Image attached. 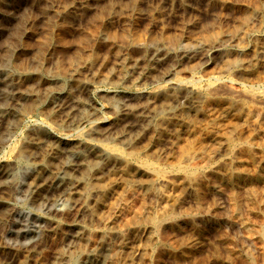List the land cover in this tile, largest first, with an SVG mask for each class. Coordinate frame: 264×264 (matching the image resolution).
I'll list each match as a JSON object with an SVG mask.
<instances>
[{
  "label": "rangeland",
  "instance_id": "1",
  "mask_svg": "<svg viewBox=\"0 0 264 264\" xmlns=\"http://www.w3.org/2000/svg\"><path fill=\"white\" fill-rule=\"evenodd\" d=\"M215 3L217 0H0V100L4 101H0L1 264H89L92 256L102 254V264H264V0ZM157 49L170 53V59L153 66L152 52ZM83 80L91 86L81 87ZM37 85L42 93L37 94ZM41 94L45 97L40 99ZM26 96L33 102L24 100ZM74 104L78 118L69 122L67 111L70 106L76 108ZM59 105L66 106L60 109L63 114ZM48 109L51 111L45 112ZM6 135L9 140L4 139ZM57 140L72 142L73 147L57 156L61 160L51 157V172L43 179L47 187L34 198V188L25 185L20 173L41 165L43 154L51 152ZM86 143L106 149L109 155L103 163L95 155L87 158L97 163L93 173L80 168L70 174L73 182L91 178L71 195L77 198L73 200L52 187V178L66 165L77 166V154L85 151ZM129 144L134 148L130 150ZM19 148L30 151L31 156ZM23 154L28 160L20 157ZM102 170L108 172L100 173ZM8 173L14 175L12 184L5 177Z\"/></svg>",
  "mask_w": 264,
  "mask_h": 264
},
{
  "label": "bare ground",
  "instance_id": "2",
  "mask_svg": "<svg viewBox=\"0 0 264 264\" xmlns=\"http://www.w3.org/2000/svg\"><path fill=\"white\" fill-rule=\"evenodd\" d=\"M188 1H189V0H188ZM212 1H213V0H212ZM138 2H139V0H138ZM177 2H178V1H177ZM185 2H186V1H185ZM219 2H220V1H219ZM217 3H218V0H217ZM217 3H215V4H217ZM131 5H132V4H131ZM136 6H137V5H136ZM255 6H257V5H255ZM259 6H260V5H259ZM3 7H4V6H3ZM5 7H6V6H5ZM185 7H186V6H185ZM224 7H225V6H224ZM6 8H7V7H6ZM138 8H139V7H138ZM262 8H263V6H262ZM83 9H85V8H83ZM135 10H136V9H135ZM258 10H259V9H258ZM262 10H263V9H262ZM0 11H1V10H0ZM246 14H248V13H246ZM260 14H261V13H260ZM263 14H264V13H263ZM255 16H256V15H255ZM255 16H254V17H255ZM258 16H259V14H258ZM107 17H109V16H107ZM257 18H258V17H257ZM112 19H113V18H112ZM247 19H248V18H247ZM249 19H250V18H249ZM260 19H261V18H260ZM254 20H255V19H254ZM110 21H111V20H110ZM244 21H245V20H244ZM250 21L252 22L251 19H250ZM250 21H249V22H250ZM107 22H108V21H107ZM107 22H106V23H107ZM249 22H248V23H249ZM251 22H250V23H251ZM257 24H258V22H257ZM247 25H248V24H247ZM103 26H105V25H103ZM105 27H106V26H105ZM247 27H249V25H248ZM245 28H246V27L244 26V29H245ZM251 28H252V26H251ZM256 28H257V27H256ZM244 29H243V30H244ZM240 30L242 31V29H239V31H240ZM251 30H253V29H251ZM236 31H237V30H236ZM246 31H247V30H246ZM258 31L261 32V30H258ZM103 32H104V33H107L105 30H104ZM218 33H219V32H218ZM230 33H231V32H230ZM254 33H255V32H254ZM241 34H242V33H241ZM243 34H245V33H243ZM101 35H102V34H101ZM107 35L109 36V34H107ZM107 35H105V36H107ZM222 35H224V34H222ZM231 35H232V33H231ZM95 36H96V35H95ZM108 36H107V37H108ZM229 36H230V35H229ZM232 36H233V35H232ZM244 36H245V35H244ZM99 37H100V36H99ZM99 37H98V38H99ZM103 37H104V35H103ZM109 37H110V36H109ZM225 37H226V36H225ZM236 38L238 39V35H237ZM100 39H101V38H100ZM204 39H205V38H204ZM229 39H230V38H229ZM165 40H166V39H165ZM223 40H225V38H224ZM227 40H228V39L226 38L225 41H227ZM239 40H242V39H239ZM253 40H254V39H253ZM255 40H256V39H255ZM99 41H100V40H99ZM236 41H237V40H236ZM242 41H243V40H242ZM97 42H98V41H97ZM136 42H137V41H136ZM174 42H176V41H174ZM232 42H233V41H232ZM234 42H235V41H234ZM240 42H241V41H240ZM54 43H55V41H54ZM57 43H58V42H57ZM140 43H141V42H140ZM140 43H137V44H140ZM172 43H173V41H172ZM187 43H188V42H187ZM189 43H191V42H189ZM189 43H188V44H189ZM211 43H212V42H211ZM115 44H116V43H115ZM115 44H114V46H115ZM141 44H142V43H141ZM165 44H166V43H165ZM167 44H169V42H168ZM167 44H166V45H167ZM173 44H174V43H173ZM181 44H182V43H181ZM196 44H197V43H196ZM55 45H56V44H55ZM58 45H60V44H58ZM133 45H134V44H133ZM163 45H164V44H163ZM169 45H170V44H169ZM221 45H223V44H222V41H221ZM257 45H258V44H257ZM56 46H57V45H56ZM142 46H143V45H142ZM145 46H146V45H145ZM164 46H165V45H164ZM201 46H203V45H201ZM215 46H217V45H215ZM253 46H254V45H253ZM139 47H140V45H139ZM139 47H138V48H139ZM160 47H161V46H160ZM213 47H214V45H213ZM217 47H218V46H217ZM26 48H27V47H26ZM26 48H25V49H26ZM47 48H49V47H47ZM58 48H59V47H58ZM138 48H137V49H138ZM157 48H158V47H157ZM166 48H168V47H166ZM215 48H216V47H215ZM23 49H24V48H23ZM25 49H24V50H25ZM27 49H28V48H27ZM50 49H51V47H50ZM60 49H61V48H60ZM134 49H135V48H134ZM158 49H159V48H158ZM158 49H157V50H158ZM160 49H161V48H160ZM177 49H178V48H177ZM206 49H208V48H206ZM216 49H217V48H216ZM17 50H18V49H17ZM52 50H54V49L52 48ZM153 50H154V49H153ZM157 50L154 51V52H152V53H154V54H153V58H152V62H153L152 65H153V66H154V65H155V66H158V65H160L161 63L166 62V61H167L166 59L169 58V55H170V53H167V52H166V53H162L163 51H159V50L157 51ZM169 50H170V49H169ZM209 50H210V49H209ZM209 50H208V51H209ZM14 51H15V50H14ZM26 51H27V50H26ZM147 51H148V50H147ZM151 51H152V50H151ZM182 51H183V50H182ZM188 51H189V50H188ZM195 51H196V50H195ZM198 51H199V50H198ZM198 51H196V52H198ZM172 52H173V51H172ZM201 52H202V51H201ZM201 52H198V53H201ZM19 53H20V51H19ZM22 53H23V50H22ZM149 53H150V52H149ZM178 53H179V52H178ZM184 53H186V52H184ZM188 53H189V52H188ZM15 54H16V53H15ZM25 54H26V53H25ZM176 54H177V53H176ZM176 54H175V55H176ZM179 54H180V53H179ZM181 54H182V52H181ZM193 54H194V53H193ZM195 54H196V53H195ZM201 54H202V53H201ZM220 54H221V53H220ZM18 55H19V54H18ZM21 55H22V54H21ZM172 55H173V54H172ZM187 55H188V54H187ZM187 55H186V56H187ZM181 56H182V55H181ZM231 56H233V55H231ZM258 56H259V55H257V57H258ZM10 57H11V56H10ZM10 57H9V58H10ZM13 57H14V56H13ZM19 57H20V56H18V58H19ZM21 57H22V56H21ZM173 57H174V56H173ZM176 57H177V56H176ZM192 57H193V56H192ZM226 57H227V56H226ZM259 57H260V56H259ZM7 58H8V57H7ZM150 58H151V57H150ZM178 58H179V57H178ZM224 58H225V56H224ZM229 58H230V57H229ZM229 58H228V59H229ZM240 58L242 59L243 57L240 56ZM14 59H15V58H14ZM19 59H20V58H19ZM19 59H18V60H19ZM169 59H170V58H169ZM171 59H172V58H171ZM173 59H174V58H173ZM183 59H184V57H183ZM186 59H187V58H186ZM189 59H190V58H189ZM232 59H233V58H232ZM236 59H238V58H236ZM165 60H166V61H165ZM187 60H188V59H187ZM251 60H252V59H251ZM251 60H250V61H251ZM1 61H3V59H1ZM163 61H164V62H163ZM172 61H173V60H172ZM229 61H230V60H229ZM250 61H249V62H250ZM12 62H13V61H12ZM150 62H151V61H150ZM152 62H151V63H152ZM168 62H169V61H168ZM233 62H234V61H233ZM233 62H232V63H233ZM0 63H1V62H0ZM4 63H6V62L4 61ZM4 63H3V65H4ZM238 63H239V62H238ZM250 63H253V62H250ZM171 64H172V63H171ZM37 65H39V64H37ZM243 65H244V64H243ZM247 65H248V64H247ZM6 66H7V65H6ZM31 66H33V65L31 64ZM34 66H36V65H34ZM126 66H127V65H126ZM133 66H134V65H133ZM174 66H175V65H174ZM182 66H183V65H182ZM179 67H180V66H179ZM21 68H22V67H21ZM23 68H24V67H23ZM29 68H30V67H29ZM29 68H28V69H29ZM33 68H34V67H33ZM33 68H31V69H33ZM148 68H149V67H148ZM153 68H154V67H153ZM238 68H239V67H238ZM242 68H243V67H242ZM11 69H13V68H11ZM44 69H45V67H44ZM74 69H76V68H74ZM144 69H145V68H144ZM180 69H181V68H180ZM17 70L19 71V69H17ZM72 70H73V69H72ZM125 70H126V69H125ZM127 70H128V69H127ZM234 70H235V69H234ZM27 71H28V70H27ZM70 71H71V70H70ZM132 71H133V70H132ZM174 71H175V70H174ZM176 71H177V70H176ZM240 71H241V70H240ZM242 71H243V70H242ZM31 72H32V71H31ZM78 72H79V71H78ZM133 72H134V71H133ZM140 72H141V71H140ZM56 73H57V72H56ZM135 73H136V72H135ZM135 73H134V74H135ZM233 73H234V72H233ZM27 74H28V73H27ZM52 74H54V72H53ZM73 74H74V73H73ZM237 74H238V73H237ZM240 74H241V73H240ZM17 75H18V74H17ZM42 75H43V73H42ZM79 75H80V74H79ZM91 75H92V74H91ZM122 75H123V74H122ZM122 75H121V76H122ZM132 75H133V74H132ZM143 75H144V74H143ZM149 75H150V74H149ZM76 76H77V75H76ZM76 76H75V77H76ZM121 76H120V77H121ZM133 76H134V75H133ZM235 76H236V75H235ZM3 77H4V76H3ZM3 77H2V78H3ZM9 77H10V76H9ZM59 77H60V76H59ZM62 77H63V76H62ZM72 77H74V76L71 75V78H72ZM80 77H81V76H80ZM80 77H78V79H79ZM21 78H22V77H21ZM48 78H49V77H48ZM87 78H89V77H87ZM97 78H98V77H97ZM102 78H103V77H102ZM104 78H105V77H104ZM121 78H122V77H121ZM121 78H120V79H121ZM8 79H9V78H8ZM13 79H14V78H13ZM19 79H20V78H19ZM19 79H18V80H19ZM22 79H23V78H22ZM31 79H32V78H31ZM75 79H76V78H75ZM84 79H85V77H84ZM131 79H132V78H131ZM131 79H129V80H131ZM145 79H146V78H145ZM11 80H12V79H11ZM91 80H92V79H91ZM97 80H98V79H97ZM100 80H101V79H100ZM102 80H103V79H102ZM127 80H128V79H127ZM127 80H126V81H127ZM187 80H189V79H187ZM13 81H14V80H13ZM20 81H21V80H20ZM31 81H33V80H31ZM131 81H132V80H131ZM139 81H140V80H139ZM146 81H147V80H146ZM146 81H145V82H146ZM3 82H4V81H3ZM25 82H26V81H25ZM49 82H50V81H49ZM61 82H62V81H61ZM66 82H67V81H66ZM106 82H107V81H106ZM127 82H128V81H127ZM193 82H195V81H193ZM196 82H197V81H196ZM6 83H7V82H6ZM13 83H14V82H13ZM15 83H16V81H15ZM15 83H14V84H15ZM57 83H58V82H57ZM69 83H70V82H69ZM125 83H126V82H125ZM188 83H189V82H188ZM35 84H37V83H35ZM43 84H44V81H43ZM46 84H47V83H46ZM79 84H80V86L83 87V88H89V87L91 86V82L88 81V80H83V81H81ZM93 84H94V83H93ZM123 84H124V83H123ZM131 84H132V82H131ZM139 84H140V82H139ZM139 84H138V85H139ZM186 84H187V82H186ZM3 85H4V84H3ZM3 85H2V86H3ZM6 85H7V84H6ZM24 85L28 86V84H25V83H24ZM39 85H41V84H39ZM39 85L36 86V87H37L36 89H38V91L35 89V90L38 92L37 94H39V93L41 92V91L39 92V88H38ZM48 85H49V84H48ZM53 85H54V84H53ZM53 85H52V86H53ZM160 85H161V84H160ZM160 85H158V86H160ZM177 85H178V84H177ZM190 85H191V83H190ZM190 85H189V86H190ZM15 86H16V85H15ZM21 86H22V85H21ZM26 86H25V87H26ZM29 86H30V85H29ZM50 86H51V85H50ZM52 86H51V87H52ZM71 86H72V85H71ZM74 86H75V85H74ZM191 86H193V85H191ZM194 86H195V85H194ZM202 86H203V85H202ZM17 87H18V86H17ZM19 87H20V86H19ZM39 87H41V86H39ZM56 87H57V86H56ZM68 87H69V86H68ZM102 87H103V85H102ZM183 87H184V85H183ZM43 88H44V87H43ZM60 88H61V87H60ZM75 88H76V87H75ZM157 88H158V87H157ZM187 88H188V87H187ZM190 88H191V87H190ZM2 89H3V88H2ZM4 89H5V88H4ZM8 89H9V88H8ZM14 89L17 91L16 88H14ZM23 89H24V88H23ZM26 89H27V88H26ZM28 89H30V88L28 87ZM41 89H42V88H41ZM44 89H45V88H44ZM44 89H43V90H44ZM62 89H63V88H62ZM62 89H61V90H62ZM70 89H71V88H70ZM5 90L7 91V88H6ZM9 90H11V88H10ZM9 90H8V91H9ZM12 90H13V89H12ZM21 90H22V88H21ZM43 90H42V91H43ZM46 90H47V92H49V91H48V88H47ZM53 90H54V89H53ZM57 90H59V89H57ZM80 90H81V89H80ZM209 90H211V89H209ZM8 91H7V92H8ZM16 91H15V92H16ZM71 91H73V88L71 89ZM83 91L85 92V89H84ZM87 91H88V90H87ZM87 91H86V92H87ZM12 92H13V91H12ZM17 92L19 93V91H17ZM23 92H24V91H23ZM27 92H28V91H27ZM27 92H26V93H27ZM30 92H31V91H29L28 93H30ZM32 92H34V90H33ZM43 92H44V91H43ZM76 92H77V91H76ZM76 92H75V93H76ZM162 92H163V91H162ZM176 92H177V91H176ZM253 92H254V91H253ZM9 93H10V92H9ZM21 93H22V92H21ZM24 93H25V92H24ZM34 93H36V92H34ZM34 93H32V94L34 95ZM41 93H42V92H41ZM44 93H45V92H44ZM170 93H171V92H170ZM178 93H179V92H178ZM181 93H182V92H181ZM251 93H252V92H251ZM30 94H31V93H30ZM30 94H29V95H30ZM37 94H36V95H37ZM46 94H47V93H46ZM52 94H53V93H52ZM81 94H82V93H81ZM168 94H169V93H168ZM173 94H174V93H173ZM176 94H177V93H176ZM210 94H211V93H210ZM210 94H209V95H210ZM10 95H11V94H10ZM36 95H35V96H36ZM77 95H78V92H77ZM180 95H181V94H180ZM200 95H201V94H200ZM126 96H127V95H126ZM30 97H31V96H28V97L26 96V97L24 98V100L28 99L27 101H29V98H30ZM32 97H33V96H32ZM42 97H45V95L42 96V94H41V96H39L40 99H41ZM57 97H58V96H57ZM124 97H125V96H124ZM169 97H170V96H169ZM263 97H264V96H263ZM15 98H16V97H15ZM15 98H14V99H15ZM18 98H19V96H18ZM74 98H75V97H74ZM77 98H78V97H77ZM127 98H128V97H127ZM140 98H141V97H140ZM199 98H200V97H199ZM199 98L197 97L198 100H199ZM1 99H2V98H1ZM9 99H10V98H9ZM14 99H13V100H14ZM33 99H34V98H33ZM43 99H44V98H43ZM49 99H50V98H49ZM49 99H48V100H49ZM53 99H54V98H53ZM58 99H59V98H58ZM61 99H62V98H61ZM63 99H64V98H63ZM78 99H79V98H78ZM180 99H181V97H180ZM180 99H178V100H180ZM30 100H31V99H30ZM51 100H52V98H51ZM55 100H56V98H55ZM74 100H75V99H74ZM193 100H196V97H195V99H193ZM0 101H2V103H4L3 100H0ZM41 101H42V100H41ZM72 101H73V99H72ZM80 101H81V100H80ZM83 101H84V100H83ZM151 101H152V100H151ZM161 101H162V100H161ZM164 101H165V100H164ZM191 101H192V99H191ZM196 101H197V100H196ZM5 102H6V101H5ZM10 102H11V101H10ZM15 102H17V101L15 100ZM18 102H19V101H18ZM29 102H31V101H29ZM32 102H33V101H32ZM32 102H31V103H32ZM38 102H40V101H38ZM64 102H66V101L64 100ZM64 102H63V104H66V103H64ZM67 102H68V101H67ZM87 102H89V101H87ZM87 102H85V103H87ZM155 102H156V101H155ZM166 102H167V100L165 101V103H166ZM177 102H178V101H177ZM6 103H7V102H6ZM6 103H5V105H6ZM19 103H21V102H19ZM19 103H18V104H19ZM56 103H57V102H56ZM68 103H69V102H68ZM77 103H78V101H77ZM77 103H75V104H77ZM168 103H171V104H172L171 101H168ZM16 104H17V103H16ZM16 104H15V105H16ZM28 104H30V103H28ZM35 104H36V103H35ZM41 104H42V103H41ZM49 104H50V103H49ZM60 104H61V103H60ZM75 104H74V105H75ZM79 104H80V103H79ZM79 104H78V105H79ZM90 104H91V102H90ZM174 104H175V102H174ZM174 104H173V106H174ZM177 104H179V103H177ZM193 104H194V103H193ZM10 105H11V104H10ZM13 105H14V103H13ZM13 105H12V106H13ZM15 105H14V106H15ZM21 105H22V104H20V106H21ZM23 105H24V104H23ZM26 105H27V104H26ZM26 105H24L25 108H26ZM53 105H54V104H53ZM57 105H58V104H57ZM84 105H85V104H84ZM175 105H176V104H175ZM6 106H7V105H6ZM14 106H13V107H14ZM18 106H19V105H18ZM29 106H30V105H29ZM31 106H33V105L31 104ZM59 106H61V105H59ZM75 106H76V108H75L74 106H70V108H71L70 111H69L68 109H67L68 111L65 110V112H66V111L69 112V113H68V114H69V115H68V119H67L69 122H70L71 120H73L75 117L78 118V116H77V114H76V111H77V105H75ZM90 106H91V105H90ZM15 107H17V105H16ZM22 107H23V106H22ZM35 107H36V106H35ZM48 107H49V106H48ZM55 107H57V106H55ZM82 107H84V106H82ZM85 107H86V106H85ZM147 107H148V106H147ZM150 107H151V106H150ZM176 107H177V106H176ZM190 107H191V106H190ZM1 108H2V107H1ZM4 108H7V107H4ZM33 108H34V107H33ZM33 108H32V109H33ZM51 108H52V107H51ZM53 108H54V107H53ZM57 108H58V107H57ZM65 108H66V106H65V107H62V106H61V107L59 108V110H60V109L63 110V109H65ZM116 108H117V107H115V109H116ZM8 109H9V106H8ZM16 109H17V108H16ZM19 109H20V107L18 108V110H19ZM21 109L24 110V108H21ZM21 109H20V110H21ZM27 109H28V108H27ZM46 109H47V108H46ZM55 109H56V108H55ZM86 109H89L88 106H87ZM166 109H167V108H165V110H166ZM29 110H30V109H29ZM42 110H43V108H42ZM48 110H49V109H48ZM48 110H45V112H50V111H51V110H49V111H48ZM61 110H60V111H61ZM82 110H83V109H81V111H82ZM120 110H121V109H120ZM127 110H128V109H127ZM127 110H126V111H127ZM5 111H7V109H6ZM10 111H11V110H10ZM25 111H26V110H25ZM27 111H28V110H27ZM27 111H26V112H27ZM31 111H32V110H31ZM81 111L79 110V112H81ZM88 111H89V110H88ZM129 111H130V110H129ZM131 111H132V110H131ZM149 111H152V110H149ZM158 111H159V110H157L156 113H158ZM188 111H189V110H188ZM12 112H13V114H14V111H12ZM39 112H40V111H39ZM42 112H43V111H42ZM61 112H62V111H61ZM79 112H78V113H79ZM133 112H135V111H133ZM136 112H137V111H136ZM136 112H135V113H136ZM147 112H148V111H147ZM185 112H186V111H185ZM15 113H16V112H15ZM29 113H30V112H29ZM52 113H53V112H52ZM112 113H114V112H112ZM121 113H122V111H121ZM126 113H127V112H126ZM128 113H129V112H128ZM148 113H149V112H148ZM19 114H20V113H18V115H19ZM27 114H28V113H27ZM48 114H49V113H48ZM56 114H57V113H56ZM62 114H63V112H62ZM65 114H66V113H65ZM89 114H90V113H89ZM138 114H139V113H138ZM150 114H151V113H150ZM3 115H4V114H3ZM11 115H12V114H11ZM14 115H15V114H14ZM43 115H46V114H43ZM49 115H50V114H49ZM60 115H61V113H60ZM60 115H59V116H60ZM82 115H83V114H82ZM82 115H81V117H82ZM90 115H91V114H90ZM93 115H94V114H93ZM111 115H112V114H111ZM135 115H136V114H135ZM139 115H140V114H139ZM166 115H167V114H166ZM24 116H25V115H24ZM46 116H47V115H46ZM46 116H45V117H46ZM84 116H85V115H84ZM95 116H96V115H95ZM150 116H151V115H150ZM155 116H156V115H155ZM183 116H186V115H183ZM0 117H1V116H0ZM6 117H7V116H6ZM6 117H5V118H6ZM8 117H9V114H8ZM56 117H57V116H56ZM64 117H65V116H64ZM96 117H97V116H96ZM148 117H149V115H148ZM11 118H12V117H11ZM13 118H14V117H13ZM49 118H50V117H49ZM60 118H61V116H60ZM66 118H67V117H66ZM94 118H95V117H94ZM94 118H93V119H94ZM120 118H123V117H120ZM137 118H138V117H137ZM7 119H8V118H7ZM51 119H52V118H51ZM90 119H92V118H90ZM90 119H89V120H90ZM140 119H142V118H140ZM1 120H2V119H1ZM3 120H5V119H3ZM8 120H9V119H8ZM11 120H12V119H11ZM13 120H14V119H13ZM13 120H12V121H13ZM23 120H24V119H23ZM49 120H50V119H49ZM49 120H48V121H49ZM58 120H59V119H58ZM62 120H63V119H61V122L64 121V120H63V121H62ZM76 120H77V119H76ZM81 120H82V119H81ZM89 120H88V121H89ZM130 120H131V119H130ZM14 121H15V120H14ZM24 121H25V120H24ZM79 121H80V120H79ZM121 121H122V119H121ZM0 122H1V121H0ZM4 122H5V121H4ZM8 122H9V121H8ZM15 122H16V121H15ZM40 122H41V121H40ZM49 122H50V121H49ZM52 122H54V121L52 120ZM56 122H57V121H56ZM59 122H60V120H59ZM101 122H102V121H101ZM123 122H124V119H123ZM2 123H3V122H2ZM12 123H13V122H12ZM20 123H21V122H20ZM36 123H37V122H36ZM73 123H74V122H73ZM75 123L77 124L78 122L76 121ZM86 123H87V121H86ZM107 123H108V122H107ZM114 123H116V122H114ZM121 123H122V122H121ZM8 124H11V123L9 122ZM58 124H59V123H58ZM60 124H61V123H60ZM67 124H68V122H67ZM82 124H84V123H82ZM110 124H111V123H110ZM5 125H6V124H5ZM43 125H44V124H43ZM55 125H56V124H55ZM65 125H66V124H65ZM65 125H63V126H65ZM69 125H70V123H69ZM111 125H112V124H111ZM111 125H110V126H111ZM113 125H114V124H113ZM115 125H116V124H115ZM8 126H9V125H8ZM12 126H13V124H12ZM14 126H15V123H14ZM48 126H49V125H48ZM48 126H47V127H48ZM71 126H74V125L72 124ZM118 126H119V125H118ZM118 126H116V127H118ZM121 126H123V124H122ZM121 126H120V127H121ZM124 126H125V125H124ZM124 126H123V127H124ZM6 127H7V126H6ZM6 127H5V128H6ZM56 127H57V126H56ZM65 127H66V126H65ZM92 127H93V126H92ZM92 127H91V128H92ZM120 127H119V128H120ZM126 127H127V126H126ZM10 128H11V127H10ZM14 128H16V127H14ZM29 128H30V127H29ZM31 128H32V127H31ZM43 128H45V127H43ZM97 128H98V127H97ZM112 128H115V127L112 126ZM119 128H118V129H119ZM16 129H17V128H16ZM61 129H62V128H61ZM61 129H60V130H61ZM73 129H74V127H73ZM101 129H102V128H101ZM106 129H107V128H106ZM109 129H110V128H109ZM116 129H117V128H116ZM125 129H126V128H125ZM4 130H5V129H4ZM11 130H12V129H11ZM68 130H69V129H68ZM99 130H100V128H99ZM99 130H98V131H99ZM112 130H113V129H112ZM128 130H129V129H128ZM7 131H8V129H7ZM9 131H10V130H9ZM49 131H50V130H49ZM56 131L58 132V130H56ZM56 131H55V132H56ZM76 131H77V130H76ZM78 131H79V130H78ZM95 131H96V130H95ZM103 131H104V130H102V133H103ZM5 132H6V131H5ZM16 132H17V130H16ZM16 132H15V133H16ZM35 132H36V131H35ZM50 132H51V131H50ZM65 132H67V131H65ZM68 132H69V131H68ZM70 132H71V130H70ZM74 132H75V131H74ZM109 132H112V131H109ZM109 132H108V133H109ZM122 132H123V131H122ZM129 132H130V131H129ZM7 133H8V132H7ZM27 133H29V131H27L26 134H27ZM52 133H53V132H52ZM75 133H76V132H75ZM85 133H89V131L87 130V132L85 131ZM105 133H106V132H105ZM108 133H106V134H108ZM114 133H115V132H114ZM118 133H120V132H118ZM118 133H117V134H118ZM10 134H12V133L10 132ZM24 134H25V133H24ZM81 134H82V133H81ZM112 134H113V133H112ZM112 134H111V135H112ZM0 135H1V133H0ZM3 135H4V134H3ZM17 135H18V134H17ZM20 135H21V134H20ZM22 135H23V134H22ZM30 135H31V134H30ZM30 135H29V136H30ZM36 135H37V134H36ZM50 135H51V133H50ZM53 135H54V134H53ZM68 135H69V134H68ZM89 135H91V134H89ZM89 135L87 134V136H89ZM104 135H105V134H104ZM124 135H126V134H124ZM6 136H7V135H6ZM96 136H97V135H96ZM99 136H100V135H99ZM112 136L114 137V135H112ZM117 136H118V135H117ZM2 137L4 138V136H2ZM2 137H1V138H2ZM12 137H13V136H12ZM30 137H31V136H30ZM33 137H34V136H33ZM38 137H40V136H38ZM42 137H44V136H42ZM52 137H53V136H52ZM65 137H66V136H65ZM67 137H68V136H67ZM84 137H85V136H84ZM84 137H83V138H84ZM89 137H91V136H89ZM89 137H88V138H89ZM107 137H109V136H107ZM7 138H8V136H7L6 138H4V139H7ZM36 138H37V137H36ZM44 138H45V137H44ZM44 138H43V139H44ZM53 138H54V137H53ZM93 138H96V137H93ZM103 138H104V137H103ZM103 138H101V139H103ZM29 139H31V138H29ZM43 139L41 138V140H43ZM62 139H63V138H62ZM80 139H81V138H80ZM0 140H2V139H0ZM8 140H9V138H8ZM27 140H28V138H27ZM38 140H39V139H38ZM38 140H37V141H38ZM41 140H40V141H41ZM45 140H46V139H45ZM49 140H50V139H49ZM88 140H89V139H88ZM90 140H91V139H90ZM98 140H99V139H98ZM3 141H4V140H3ZM3 141H2V143H3ZM20 141H21V140H20ZM29 141L31 142V140H29ZM29 141H28V142H29ZM104 141H105V140H104ZM4 142H5V141H4ZM43 142H44V141H43ZM45 142L47 143V141H45ZM17 143H18V142H17ZM21 143H22V142H21ZM21 143L19 142V144H21ZM46 143H45V144H46ZM48 143H49V142H48ZM54 143H55V142H54ZM71 143H72V142H71ZM71 143H70V142H67V140H66V141H64V140H57V141H56V145H55V144L53 145V147L55 146V148H54L51 152L48 151L47 153L43 154V155H44V156H43L44 160H43V163H42L41 165H38V166H35V167H32V168H29L28 171L20 173L21 176H19V177H23V178H24V182L26 181L25 185L34 188V190H33V196H34V198H37L38 193L41 192V191L44 189V187H45V188L47 187V186H46L47 183H46V184H43V183H44V180H43V179L47 176V174H48L49 172H51V170L49 169L50 166L52 165V163H51V161H52L51 157H52V156H53V157H57V156L59 157V156L62 154V152L65 151L66 148H71V147H73V144H71ZM23 144H24V142H23ZM23 144H22V145H23ZM45 144H42L41 146L43 147V145L45 146ZM97 144H98V143H97ZM100 144H101V143H100ZM114 144H115V143H114ZM116 144H117V141H116ZM246 144H247V143H246ZM0 145H1V143H0ZM37 145H38V144H37ZM46 145H47V144H46ZM48 145H49V144H48ZM80 145H81V143H80ZM84 145H85V148H84L85 151H84V152H82V153H80V154H77V153L75 152V153L77 154V157H76V161L78 162V163H77V166H74L75 168H74V167L69 168V167H67L68 165H66V163H65L66 167H63L62 169L60 168V169L55 173V177L52 178L53 180L51 179V180H52V183H53V186H52V185H51V186L54 187L57 191H60V192H61L63 195H65V196H71V195L76 194L77 189L80 187V185H82L83 183L86 184V183L89 182V180L91 179V178L88 179V181L85 180V181H81V182H80V181H74V182H73V181L71 180V178H70V176H71L70 174H71L72 172H78V171L80 170V168H83V169L88 170L87 173H88V172L93 173V172H95V170L97 169V163H96V162H95V163H90V162L88 161L89 159L87 160L88 157H90V156L92 157V156L95 155V158L97 157V158L100 159V161H101V160L103 161V160H104L105 158H107L108 155H109V154H108V151H107L106 149L98 148V146L95 145V144H93V143H86V144H84ZM102 145H103V144H102ZM108 145H109V144H108ZM129 145H130V144H129ZM35 146H36V145H35ZM38 146H39V145H38ZM78 146H79V145H78ZM81 146H82V145H81ZM112 146H113V145H112ZM112 146H111V147H112ZM124 146H125V144H124ZM130 146H131V145H130ZM134 146H135V143H134ZM11 147H12V146H11ZM28 147H29V145H28ZM49 147H50V146H49ZM51 147H52V145H51ZM126 147H127V145H126ZM241 147H242V146H241ZM250 147H251V146H250ZM25 148H27V146H26ZM30 148H31V147H30ZM46 148H47V146H46ZM113 148H114V147H113ZM132 148H134V147L131 146V148H129V149L131 150ZM19 149H21V150L23 149L22 151H24V148H19ZM27 149H29V148H27ZM27 149H25V150H27ZM32 149H33V148H32ZM32 149H30V150H32ZM37 149H38V148H37ZM47 149H48V148H47ZM73 149H74V148H73ZM118 149H119V148H118ZM49 150H50V149H49ZM69 150H70V149H69ZM71 150H72V149H71ZM82 150H83V148H82ZM40 151H41V150H39L38 152H40ZM72 151H73V150H72ZM72 151H71V152H72ZM125 151H126V150H125ZM127 151H128L127 154H129L130 151H129L128 149H127ZM127 151H126V152H127ZM17 152H19V151H17ZM24 152H25V151H24ZM28 152H30V151H28ZM28 152H25V153H28ZM34 152H35V151H34ZM38 152H37V153H38ZM136 152H137V151H135V153H136ZM15 153H16V152H15ZM15 153H14V154H15ZM19 153H20V152H19ZM25 153H24V154H25ZM30 153H31V152H30ZM30 153H28L27 155H29ZM9 154H10V153H9ZM24 154H23L22 156H20L22 159H27V160H28L29 156H31V155L27 156V155H24ZM32 154H33V153H32ZM34 154H35V153H34ZM64 154H65V152H64ZM66 154H67V156H68V153H66ZM66 154H65V155H66ZM235 154H236V153H235ZM235 154H233V156H234ZM19 155H20V154H19ZM71 155H72V154H71ZM130 155H131V152H130ZM133 155L135 156L136 154H133ZM133 155H132V156H133ZM11 156H12V155H11ZM14 156H15V155H14ZM14 156H13V158L16 157V156H15V157H14ZM26 156H27V157H26ZM34 156H35V155H34ZM34 156H33V157H34ZM40 157H41V156H40ZM58 157H57V159H58ZM62 157L64 158V156H62ZM68 157H69V156H68ZM236 157H237V156H236ZM9 158H10V157H9ZM139 158H140V157H139ZM228 158H229V157H228ZM231 158H232V157H231ZM59 159H60V158H59ZM59 159H58V160H59ZM67 159H68V158L66 157L65 160H67ZM128 159H129V158H128ZM27 160H26V161H27ZM31 160H32V159H31ZM31 160H30V161H31ZM35 160H36V158H35ZM37 160H39V162H40V159H37ZM58 160H57V161H58ZM60 160H61V159H60ZM65 160H64V161H65ZM68 160H69V159H68ZM74 160H75V159H74ZM92 160H93V159H92ZM114 160H115V159H114ZM30 161H29V162H30ZM64 161H63V164H64ZM96 161H98V160H96ZM100 161H99V163L101 164L102 161H101V162H100ZM126 161H128V160H126ZM234 161H237V159L234 160ZM29 162H28V163H29ZM33 162H37V161H33ZM72 162H73V160H72ZM104 162H105V161H104ZM54 163H55V162H54ZM57 163H59V161H58ZM60 163H61V162H60ZM60 163H59L58 165H60ZM73 163H74V162H73ZM102 163H103V162H102ZM131 163H132V162H131ZM220 163H221V162H220ZM224 163H226V162H224ZM227 163H228V161H227ZM70 164H71V162H70ZM112 164H113V162H112ZM142 164H143V163H142ZM151 164H152V163H151ZM0 165H2V164H0ZM13 165H14V164H13ZM55 165H56V163H55ZM61 165H62V164H61ZM117 165H118V164H117ZM143 165H144V164H143ZM225 165H226V164H225ZM228 165H229V164H228ZM4 166H5V164H4ZM103 166H104V165H103ZM106 166H107V164H106ZM115 166H116V164H115ZM140 166H141V165H140ZM226 166H227V165H226ZM2 167H3V166H2ZM10 167H12V165H11ZM59 167H60V166H59ZM117 167H118V166H117ZM228 167H229V166H228ZM235 167H236V166H235ZM13 168H14V166H13ZM18 168H19V167H18ZM21 168H23V167L21 166ZM21 168H20V169H21ZM107 168H108V167H107ZM119 168H120V167H119ZM232 168H233V167H232ZM236 168L238 169V167H236ZM3 169H4V168H3ZM54 169H55V168H54ZM115 169H116V167H115ZM115 169H114V170H115ZM122 169H123V168H122ZM124 169H125V168H124ZM5 170H6V169H5ZM56 170H57V169H56ZM81 170H82V169H81ZM100 170H101V169H100ZM108 170H109V169H108ZM213 170L215 171V169H213ZM218 170H219V169H218ZM238 170H239V169H238ZM19 171H20V170H19ZM83 171H84V170H82V172H80V173L83 174V173H84ZM116 171H117V170H116ZM194 171H195V170H194ZM101 172H103V170L100 171V173H101ZM104 172H105V171H104ZM104 172H103V174H104ZM106 172H108V171H106ZM106 172H105V174H106ZM109 172H110V171H109ZM186 172H187V171H186ZM217 172H218V171H217ZM236 172H238V171H236ZM239 172L241 173V171H239ZM2 173H3V171H2ZM80 173H78V174H80ZM87 173H85V174H87ZM177 173H178V172H177ZM179 173H180V172H179ZM187 173H188V172H187ZM242 173H243V172H242ZM257 173H258V172H257ZM73 174H74V173H73ZM78 174H77V176L79 177ZM85 174H84V175H85ZM140 174H141V173H140ZM255 174H256V173H255ZM259 174H260V173H259ZM74 175H75V174H74ZM200 175H201V174H200ZM200 175H199V176H200ZM99 176H100V175H99ZM132 176H134V175H132ZM0 177H1V176H0ZM5 177H6L8 183H11V184L13 183L14 175H13L12 173H8ZM19 177H18V178H19ZM51 177H52V176H51ZM78 177H77V178H78ZM89 177H90V176H89ZM139 177H140V176H139ZM1 178H2V177H1ZM94 178H95V176H94ZM199 178H200V177H199ZM46 179H47V178H46ZM98 179H99V178H98ZM100 179H101V178H100ZM103 179H104V177H103ZM103 179H102V182H101L102 184H103V182H104ZM126 179H128V177H127ZM133 179H134V178H133ZM200 179H202V178H200ZM49 180H50V178H49ZM51 180H50V181H51ZM73 180H74V179H73ZM19 181H21V180L19 179ZM47 181H48V180H47ZM93 181H94V180H93ZM48 182H49V181H48ZM95 182H96V181H95ZM8 183H7V184H8ZM19 183H20V182H19ZM91 183H92V181H91ZM91 183H90V185H91ZM97 183H98V182H97ZM97 183H95V184H97ZM15 184H16V183H15ZM22 184H23V183H22ZM50 184H51V183H50ZM25 185H24V186H25ZM90 185H89V186H90ZM93 185H94V184H93ZM104 185H105V184H104ZM190 185H191V184H190ZM7 186H8V185H7ZM26 186H25V187H26ZM89 186H87V187L89 188ZM95 186H97V185H95ZM107 186H108V185H107ZM109 186H111V185H109ZM29 187H28V188H29ZM49 187H50V186H49ZM52 187H51V188H52ZM90 187H93V186L91 185ZM97 187H98V186H97ZM1 188H3V187H1ZM8 188H9V187H8ZM18 188H19V186H18ZM26 188H27V187H26ZM26 188H25V190H26ZM33 188H32V189H33ZM99 188H100V187H99ZM99 188H98V189H99ZM11 189H14V188L12 187ZM89 189H90V188H89ZM93 189H94V188H93ZM95 189H96V188H95ZM105 189H106V188H104V191H105ZM112 189H113V188H112ZM194 189H195V188H194ZM30 190H31V189H30ZM45 190L47 191L48 188L45 189ZM49 190H50V189H49ZM51 190H52V189H51ZM56 190H55V191H56ZM81 190H82V189H81ZM87 190H88V189H87ZM18 191H20V190L18 189ZM23 191H24V190H23ZM27 191H28V190H27ZM31 191H32V190H31ZM31 191H30V192H31ZM53 191H54V190H53ZM78 191H79V189H78ZM98 191H99V192H100V191L102 192V190H100V189H99ZM98 191H96V192H98ZM10 192H12V190H10ZM25 192H26V191H25ZM50 192H52V191H50ZM83 192H84V191H83ZM108 192H109V190H108ZM14 193H16V192H14ZM21 193H22V192H21ZM21 193H20V195H21ZM23 193H24V192H23ZM23 193H22V194H23ZM56 193H57V192H56ZM90 193H92V192H91V189H90ZM93 193H94V192H93ZM93 193H92V194H93ZM53 194H54V193H53ZM82 194H83V193H82ZM86 194H88V193H86ZM92 194H91V195H92ZM10 195H11V194H10ZM16 195H17V194H15L14 196H16ZM30 195H31V194H30ZM40 195H41V194H40ZM57 195H59V194H57ZM97 195H99V194H96V196H97ZM103 195H104V194H103ZM18 196H19V195H18ZM21 196H22V195H21ZM21 196H19V197H21ZM31 196H32V195H31ZM41 196H42V195H41ZM46 196H49V195H46ZM101 196H102V194H101ZM9 197H10V196H9ZM22 197H23V196H22ZM28 197H29V196H28ZM28 197H26V198H28ZM52 197H53V196H52ZM57 197H58V196H57ZM57 197H55V198H57ZM59 197H60V196H59ZM71 197H72V196H71ZM12 198H13V197H12ZM26 198H25V199H26ZM38 198H39V197H38ZM42 198H43V197H42ZM49 198H50V196H49ZM60 198H61V197H60ZM62 198H63V197H62ZM62 198H61V200H62ZM72 198H73V197H72ZM72 198H71V199H72ZM89 198H90V196L88 197V199H89ZM93 198H95V197H93ZM44 199L47 200L48 198H44ZM50 199H51V198H50ZM64 199H65V197H64ZM96 199L98 200V196H97V198H95V201H96ZM100 199H101V198H100ZM12 200H13V199H12ZM35 200H37V199H35ZM42 200H43V199H42ZM48 200H49V199H48ZM53 200H54V199H53ZM55 200H57V199H55ZM73 200H77V198H76V199L73 198ZM89 200H90V199H89ZM26 201H27V200H26ZM39 201H40V200H39ZM39 201H38V202H39ZM87 201H88V200H87ZM4 202H5V201H4ZM35 202H36V201H35ZM43 202H45V201H43ZM51 202H52V201H50V203H51ZM58 202H59V201H58ZM62 202H64V201H62ZM74 202H75V201H74ZM97 202H98V201H97ZM99 202H100V201H99ZM31 203H32V202H31ZM45 203H47V202H45ZM65 203H66V202H65ZM65 203H64V204H65ZM87 203L89 204V202H87ZM36 204H37V203H36ZM42 204H44V203H42ZM88 204H85V205H88ZM95 204H96V203H95ZM4 205H5V204H4ZM27 205H28V204H27ZM33 205H35V204H32L31 206L33 207ZM48 205L51 206V204H48ZM60 205H61V204H60ZM92 205H93V204H92ZM35 206H37V205H35ZM88 206H89V205H88ZM9 207H10V206H9ZM41 207H42V206H41ZM47 207H48V206H47ZM56 207H57V206H56ZM59 207H60V206H59ZM89 207H90V206H89ZM0 208H1V207H0ZM2 208H3V207H2ZM2 208H1V209H2ZM11 208H12V207H11ZM34 208H38V207H34ZM90 208H92V207H90ZM17 209H18V208H17ZM41 209H42V208H41ZM47 209H48V208H47ZM57 209H59V208H57ZM57 209H56V210H57ZM86 209H87V208H86ZM86 209H84V210H86ZM92 209H93V208H92ZM92 209H90V210H92ZM2 210H3V209H2ZM45 210H46V209H45ZM68 210H69V209H68ZM6 211H7V210H6ZM6 211H5V212H6ZM58 211L62 212L60 209H59ZM88 212H89V211H88ZM88 212H87V213H88ZM9 213H10V211H9ZM13 213H14V212H13ZM44 213H45V212H44ZM55 213H56V212H55ZM58 213H59V212H58ZM83 213H84V212H83ZM83 213H82V214H83ZM4 214H5V213H4ZM46 214H47V213H46ZM168 214H169V213H168ZM0 215H1V213H0ZM5 215H7V214H5ZM83 215H84V214H83ZM85 215H86V211H85ZM1 216H2V215H1ZM9 216H10V215H9ZM9 216H8V217H9ZM25 216H26V215H25ZM52 216H53V214H52ZM11 217H12V215H11ZM55 217H56V216H55ZM165 217H166V216H165ZM1 218H2V217H1ZM3 218H4V217H3ZM21 218H22V217H21ZM59 218H60V217H59ZM8 219H9V218H8ZM33 219H34V218H33ZM169 219H170V218H169ZM13 221H14V220H13ZM21 221H22V220H21ZM77 221H79V220H77ZM77 221H75V223H76ZM4 222H5V221H4ZM19 222H20V221H19ZM34 222H35V221H34ZM64 222H65V221H64ZM7 223H8V222H7ZM10 223H11V222H10ZM20 223H25V222L22 221V222H20ZM20 223H19V224H20ZM36 223H37V222H36ZM67 223H68V222H67ZM37 224H38V223H37ZM9 225H10V224H9ZM23 225H25V224H23ZM38 225H39V227H40V226H43V225H40V224H38ZM48 225H49V223H48ZM81 225H82V224H81ZM50 226H51V225H50ZM50 226H49V227H50ZM53 227H54V226H53ZM40 228L42 229V227H40ZM43 228H44V229H47V227H43ZM1 229H2V228H1ZM54 229H55V228H54ZM86 229L89 230V228H86ZM10 230H11V229H10ZM48 230H49V229H48ZM52 230H53V229H52ZM62 230H63V229H62ZM73 230H74V229H73ZM73 230H72V231H73ZM34 231H36V230H34ZM34 231H33V232H34ZM55 231H56V230H55ZM60 231H61V230H60ZM75 231H76V230H75ZM79 231H82V229H80ZM1 232H2V231H1ZM17 232H19V231L17 230ZM65 232H66V231H65ZM69 232H70V231H69ZM73 232H74V231H73ZM141 232H142V231H141ZM9 233H10V232H9ZM66 233H67V232H66ZM144 233H145V232H144ZM2 234H3V233H2ZM12 234H13V233H12ZM70 234H71V233H70ZM86 234H87V233H86ZM0 235H1V234H0ZM34 235H35V233H34ZM34 235H33V236H34ZM47 235H48V234H47ZM62 235H63V234H62ZM74 235H75V234H74ZM81 235H83V234H81ZM146 235H147V234H146ZM1 236H3V235H1ZM33 236H32V238H33ZM85 236H86V235H85ZM85 236H84V237H85ZM114 236H115V235H114ZM10 237H11V236H10ZM34 237H35V236H34ZM49 237H50V236H49ZM142 237H143V236H142ZM3 238H4V237H3ZM12 238H13V237H12ZM12 238H11V239H12ZM60 238H61V237H60ZM69 238H70V237H69ZM7 239H8V238H7ZM30 239H31V238H30ZM30 239L27 238V240H30ZM33 239H34V238H33ZM71 239H72V238H71ZM71 239H70V240H71ZM143 239H144V238H143ZM5 240H6V239H5ZM5 240H4V241H5ZM14 240H16V239H14ZM60 240H61V239H60ZM60 240H59V241H60ZM66 240H67V239H66ZM70 240H69V241H70ZM129 240H130V239H129ZM10 241H11V240H10ZM12 241H13V240H12ZM33 241H34V240H33ZM48 241H49V240H48ZM69 241H68V242H69ZM78 242H79V241H78ZM108 242H109V241H108ZM111 242H112V241H111ZM131 242H132V241H131ZM139 242H140V241H139ZM141 242H142V241H141ZM41 243H42V242H41ZM58 243H59V242H58ZM75 243H76V240H75ZM82 243H85V242H82ZM6 244H7V243H6ZM6 244H5V246H6ZM31 244H32V243H31ZM35 244H36V243H35ZM56 244H57V243H56ZM61 244H62V243H61ZM63 244H65V243H63ZM66 244H67V243H66ZM72 244H73V243H72ZM72 244H71V245H72ZM0 245H2V244H0ZM57 245H58V244H57ZM57 245H56V246H57ZM75 245L78 246V243L75 244ZM128 245H129V244H128ZM7 246H8V244H7ZM11 246H12V245H11ZM14 246H15V244H14ZM17 246H18V245H17ZM21 246H22V245H21ZM23 247H24V246H23ZM57 247H58V246H57ZM59 247H60V246H59ZM64 247H65V246H64ZM82 247H83V246H82ZM129 247H130V246H129ZM14 248H15V247H14ZM25 248H26V247H25ZM55 248H56V247H55ZM66 248H67V247H66ZM74 248H75V247H74ZM97 248H98V247H97ZM107 248H108V247H107ZM18 249H19V248H18ZM69 249H70V248H69ZM69 249H68V250H69ZM128 249H129V248H128ZM138 249H139V248H138ZM25 250H26V249H25ZM33 250H34V249H33ZM58 250H59V248H58ZM71 250H72V249H71ZM82 250H83V249H82ZM115 250H117V249H115ZM26 251H29V250H26ZM36 251H37V250H36ZM95 251H96V250H95ZM113 251H114V250H113ZM134 251H135V250H134ZM5 252H6V250H5ZM67 252H68V251H67ZM69 252H70V251H69ZM91 252H92V250H91ZM93 252H94V251H93ZM93 252H92V253H93ZM100 252H101V251H100ZM103 252H104V251H103ZM9 253H10V252H9ZM14 253H15V252H14ZM22 253H24V252H22ZM33 253H34V252H33ZM107 253H108V252H107ZM109 253H110V252H109ZM111 253H112V252H111ZM121 253H122V251H121ZM137 253H138V252H137ZM6 254H7V253H6ZM36 254H38V253H36ZM36 254H32V255H34V256L37 257L38 255H36ZM40 254H41V253H40ZM94 254H95V253H94ZM119 254H120V253H119ZM3 255H4V254H3ZM8 255H9V254H8ZM30 255H31V254H30ZM45 255H46V254H45ZM45 255H44V256H45ZM103 255H104V254H102V256H96V255L92 256L91 259H90L89 264H102V261H103V260H102V259H103ZM122 255H123V254H122ZM122 255H119L118 257H120V256H122ZM139 255H140V253H139ZM0 256H1V255H0ZM52 256H53V255H52ZM137 256H138V255H135L134 257H137ZM5 257H6V256H5ZM18 257H19V256H18ZM20 257H21V256H20ZM20 257H19V258H20ZM39 257H40V256H39ZM45 257H46V256H45ZM124 257H126V256H124ZM19 258H18V259H19ZM24 258H26V257H24ZM28 258H29V256H28ZM74 258H75V257H74ZM31 259H32V258H31ZM34 259H35V258H34ZM52 259H53V258H52ZM62 259H63V258H62ZM10 260H11V259H10ZM22 260H23V259H22ZM25 260H26V259H25ZM32 260H33V259H32ZM38 260H39V259H38ZM45 260H46V259H45ZM45 260H44V261H45ZM50 260H51V259H50ZM75 260H76V259H75ZM18 261H19V260H18ZM54 261H55V260H54ZM64 261H65V260H64ZM69 261H70V260H69ZM69 261H68V262H69ZM111 261L113 262L114 260H111ZM47 262H48V261H47ZM59 262H60V261H59ZM59 262H58V263H59ZM16 263H17V262H16ZM35 263H36V262H35ZM42 263H43V262H42ZM42 263H41V264H42ZM55 263H57V262H55ZM83 263H84V262H83ZM113 263H114V262H113ZM0 264H1V263H0ZM11 264H13V263H11ZM20 264H21V263H20ZM32 264H34V262H33ZM61 264H62V263H61ZM65 264H66V263H65ZM71 264H73V263H71ZM85 264H88V263H85ZM105 264H106V263H105ZM115 264H116V263H115Z\"/></svg>",
  "mask_w": 264,
  "mask_h": 264
}]
</instances>
